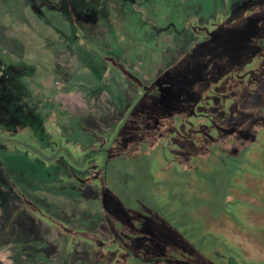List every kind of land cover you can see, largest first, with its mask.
Here are the masks:
<instances>
[{"label":"rangeland","instance_id":"obj_1","mask_svg":"<svg viewBox=\"0 0 264 264\" xmlns=\"http://www.w3.org/2000/svg\"><path fill=\"white\" fill-rule=\"evenodd\" d=\"M33 3L0 0V264H264V0Z\"/></svg>","mask_w":264,"mask_h":264},{"label":"trees","instance_id":"obj_2","mask_svg":"<svg viewBox=\"0 0 264 264\" xmlns=\"http://www.w3.org/2000/svg\"><path fill=\"white\" fill-rule=\"evenodd\" d=\"M35 2L37 1V0H34ZM32 3H33V0H32ZM33 5H34V3H33ZM37 10H40V9H37ZM22 70H25V73L26 72H29V71H31V70H33V67L32 68H28L27 66H25L24 65V67H21V65H17V66H10V65H6V64H4V63H2V61H0V131L6 126V128L7 127H11L10 125H13L14 124V122L12 121V120H10V121H3V113L4 112H2L1 110H3L4 109V105L5 104H3V102H2V100H1V98H3V94H1L2 92L4 93V90L6 89V92H8L7 91V89L8 88H12L13 90L16 88V89H20V91H22L21 90V88H23V89H26V84H25V82L22 80V81H17V79L16 80H12L11 79V77L13 76V74H17V72H19V71H22ZM3 85H5V86H3ZM19 87V88H18ZM141 88V87H140ZM13 90H11V92L13 91ZM14 92H15V90H14ZM148 93V91H146V92H144V94L143 95H141L138 99H137V101L135 102V104H139V103H141L142 101H143V98H144V95H146ZM16 94V93H15ZM12 95H9V97H11ZM14 97H16L17 98V101H18V99H19V97L17 96V95H14ZM12 99H13V97H12ZM12 99H11V101L10 102H8L5 106L7 107V109L8 108H11L12 107V105L14 104V103H16L17 101H12ZM6 115V114H5ZM4 115V116H5ZM2 125V126H1ZM8 129V128H7ZM10 141H17V145H18V140H16L17 139V136H15V138H8ZM21 145H23V146H25L26 145V143H24V144H21ZM59 147H61V146H59ZM59 147L58 148H56V150L58 151V149H59ZM61 149V148H60ZM34 152H35V150H33ZM106 151H107V154H106V156L108 157V155L111 153L110 152V148H109V146L107 147V149H106ZM101 152V153H100ZM102 152H103V150H93V152L91 151V153L89 152L88 153V157H89V159H91V157H90V155L92 154V153H95V154H97V155H95V154H93V157H100V156H102L103 154H102ZM99 153H100V155H99ZM35 154L37 155V153L35 152ZM43 153H41V154H39L38 156L39 157H43ZM88 159V158H87ZM104 186H103V188H102V190H101V193H104ZM102 198H103V196H102V194H101V200H102ZM102 205H103V201H102ZM35 209H37L36 207H30V208H28V210L27 211H31L32 213L34 212V210ZM103 218H104V220L106 221V223H107V225L108 224H112L111 223V221L110 220H108L109 218H107V216H106V214H105V211H104V209H103ZM46 217V218H45ZM43 219V221L44 222H49L50 224H51V227L53 226V228H56V229H58L59 231H60V233L61 234H63L64 236H68V235H70V236H86V232H84V231H80V230H76V228L75 227H69L67 224H65V223H63V222H60L59 220H54V218H52L51 216L49 217H47V216H43L42 217ZM109 221H110V223H109ZM110 227H111V225H110ZM97 236V235H96ZM95 236V237H96ZM94 237V238H95ZM98 237V236H97ZM104 239H102L101 238V240L99 239V241H93V243H106L105 241H103ZM127 246H125V247H127V249H129L130 251H132L133 252V249L131 248V246L130 245H128V244H126ZM126 253V252H125ZM126 254H128V252L126 253Z\"/></svg>","mask_w":264,"mask_h":264}]
</instances>
